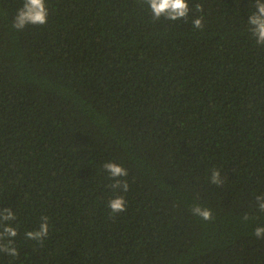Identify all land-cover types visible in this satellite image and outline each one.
Wrapping results in <instances>:
<instances>
[{
    "label": "trees",
    "instance_id": "trees-1",
    "mask_svg": "<svg viewBox=\"0 0 264 264\" xmlns=\"http://www.w3.org/2000/svg\"><path fill=\"white\" fill-rule=\"evenodd\" d=\"M46 3V24L17 30L23 0H0V209L19 233L0 264H264L250 0H189L186 21L153 20L144 0ZM109 161L128 170L127 192L110 187ZM45 216L43 243L27 239Z\"/></svg>",
    "mask_w": 264,
    "mask_h": 264
},
{
    "label": "clouds",
    "instance_id": "clouds-1",
    "mask_svg": "<svg viewBox=\"0 0 264 264\" xmlns=\"http://www.w3.org/2000/svg\"><path fill=\"white\" fill-rule=\"evenodd\" d=\"M152 13L153 20L178 21L187 20L192 8L190 7L189 0H144ZM249 7L252 9L247 19L249 31L251 36L255 39L257 45H264V0H250ZM195 11L203 13L204 5L201 3L195 4ZM49 10L46 0H23L22 6L18 9L14 17L13 27L17 30H23L27 25H44L48 21ZM204 17L195 16L192 19V25L196 29L204 28ZM104 169L112 178L113 183L110 187L114 191L127 192L129 184L127 180H121V177L128 176V170L121 164L114 161L106 162L103 165ZM210 181L215 185H222L223 179L221 178L220 170H214L211 174ZM258 209L264 212V196L257 197ZM108 207L112 213H121L126 211V200L122 195H117L110 199ZM194 215L199 216L205 221L213 219L212 211L209 208L202 207L199 204L192 208ZM247 215L244 220H248ZM16 220V213L11 207L0 209V253H4L11 257H18L19 250L15 247V237H17L18 228L13 226V221ZM49 218L42 217L41 223L37 230H30L25 233L27 239L39 241L41 244L44 238L49 234ZM254 235L257 238H264V226L257 227Z\"/></svg>",
    "mask_w": 264,
    "mask_h": 264
}]
</instances>
